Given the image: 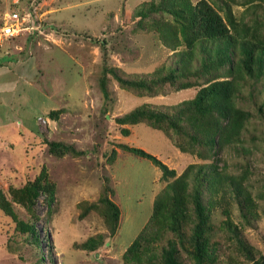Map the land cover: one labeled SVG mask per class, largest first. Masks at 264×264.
<instances>
[{"label": "rangeland", "instance_id": "374dc122", "mask_svg": "<svg viewBox=\"0 0 264 264\" xmlns=\"http://www.w3.org/2000/svg\"><path fill=\"white\" fill-rule=\"evenodd\" d=\"M173 1L0 0V28L13 11L22 28L16 37L0 35V264H127L123 255L149 224L155 201L185 174L183 236L155 222L144 257L161 264V249L174 241L181 264H198L187 249L195 231L196 176L206 167L219 176H199L210 217L202 230L209 250L202 263L264 264V80L241 78L235 99L240 134L214 138L213 146L202 136L193 139L189 125L226 124L215 116L188 112L180 120L184 132L146 118L116 122L143 105L173 116L208 82L225 79V66L202 64L205 43H195L181 78L134 88L107 72V95L100 90L105 67L142 81L181 66L189 42ZM188 1L193 13L204 1L231 33L229 10L240 35L257 27L264 44V0ZM150 7L159 10L148 14ZM186 28L195 39L197 26ZM48 142L75 152L52 153ZM121 145L154 156L175 176L164 179L159 167ZM104 196L119 209L114 233Z\"/></svg>", "mask_w": 264, "mask_h": 264}, {"label": "trees", "instance_id": "16d2710c", "mask_svg": "<svg viewBox=\"0 0 264 264\" xmlns=\"http://www.w3.org/2000/svg\"><path fill=\"white\" fill-rule=\"evenodd\" d=\"M174 16L180 21V29L183 33L184 40L188 43V51L182 54V59L179 61L180 67L175 69H170L164 76L158 78H151L150 80L134 81L128 80L120 77L115 70H109L105 67L104 72L99 81V86L102 94L107 95L106 90V73L109 72L112 74L115 81L123 86L134 87V88H148L163 84L167 81H174L177 78L185 76L184 72H189L187 69L188 62L190 57L193 58L195 43L201 42L205 43L201 45V48H204L206 56L202 58V64L209 67L220 68L222 65L227 69L225 79L215 80L208 82V84L201 89H199L196 95L182 103L181 107L177 110V114L173 116H167L166 113L156 112L151 110L146 105L137 108L135 111L124 115L121 118L116 119L118 124H125L127 122H134L138 118L149 119L152 123L165 122L174 131L184 132L187 131L184 127L180 125V120L188 112L194 111L201 114H206L213 118L215 116L220 122L226 124L221 126H214L211 129H208L207 126H197L191 124L190 129H194L195 136L193 139L199 138L202 136L205 142L210 146L217 144L214 138L228 139L232 137H237L240 134L242 128V119L240 117V111L235 105V99L239 92V87L241 78L243 76L253 79L254 81L264 80V44L259 42V35L257 32V27H255L251 35L239 34V25L235 21L233 15L226 11L227 24H229L231 33L228 31L226 24L223 19L204 1H199L197 3L196 10L194 13L191 10V5L188 0H174L170 5ZM164 8V7H163ZM159 10V7H150L147 9L148 14ZM148 16L147 14H144ZM199 16V22L196 24L195 18ZM194 28L197 26V35L195 39L189 40L187 34V28ZM242 29L240 30V32ZM166 35V34H165ZM168 36V34H167ZM167 39V38H166ZM173 45L172 47H175ZM178 63V64H179ZM187 69V70H186ZM212 122V121H211ZM49 150L52 153H61V152H75L72 146L66 145L60 142H48ZM121 148L126 151L131 152L132 154L150 160L154 165L159 167L162 172V177L166 179L168 176L174 177L175 173L173 170H169L165 165H163L158 159L154 156L146 153L145 151L137 148H130L125 145H121ZM207 171L200 172L196 176V181H199L197 184V190L194 195V209L195 211V231L189 236L188 244L192 247V250L187 249V252L196 253L195 255L200 260L198 264H204L203 257L205 254L207 256L208 249L205 248L203 233L202 230L209 222V214L205 210L202 200L200 198V179L199 176H211L210 179L216 178L219 175H216L215 170H212L208 167ZM186 174L177 178L172 184L167 186V190L164 191L165 194L158 197L154 204L152 218L147 224L145 230L141 235L126 249L123 258L125 263L131 264H150L152 260H147L144 257V251L148 253L151 252L150 241L152 235L148 234V230L152 228L156 223L164 224L172 233L178 234L179 237L183 236V223L188 219V211L186 206L183 203L182 193L185 188V179ZM34 189V187H32ZM170 191H174L172 196L173 200L167 202L166 197L169 196ZM51 193V192H50ZM103 205L106 208L107 217L110 223V226H113L112 232H115L117 220L119 218V209L112 203L106 196L102 199ZM30 233L34 235L35 233L30 229ZM185 237V236H184ZM180 245L182 243L180 238ZM144 243V245H142ZM184 243V241H183ZM142 245V246H141ZM182 246V245H181ZM148 250V251H147ZM152 254V253H151ZM160 255L162 257L161 264H181L177 257V247L174 241L169 242L166 248H162ZM149 258H153L155 255H147ZM203 259V260H201ZM260 264V263H254Z\"/></svg>", "mask_w": 264, "mask_h": 264}, {"label": "built area", "instance_id": "2783aa9c", "mask_svg": "<svg viewBox=\"0 0 264 264\" xmlns=\"http://www.w3.org/2000/svg\"><path fill=\"white\" fill-rule=\"evenodd\" d=\"M19 13L11 12L7 16V21L3 23L0 28V35L4 37H16L21 32L22 28L19 27Z\"/></svg>", "mask_w": 264, "mask_h": 264}]
</instances>
